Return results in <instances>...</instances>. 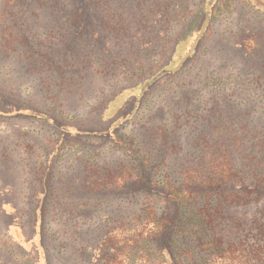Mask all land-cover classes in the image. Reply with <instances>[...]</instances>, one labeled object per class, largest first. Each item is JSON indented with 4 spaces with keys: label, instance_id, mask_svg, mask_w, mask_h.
<instances>
[{
    "label": "trees",
    "instance_id": "1",
    "mask_svg": "<svg viewBox=\"0 0 264 264\" xmlns=\"http://www.w3.org/2000/svg\"><path fill=\"white\" fill-rule=\"evenodd\" d=\"M164 1L0 0V37L7 36V44L13 45L27 20L52 21L61 28L45 30L47 36L76 34L80 43L67 45L79 48L84 69L100 63L108 49L110 56L134 54L133 44L124 50L116 33L165 37L158 68L118 88L109 100L113 110L122 101L110 120L113 129L92 137L109 140V154L119 161L80 165L90 179L65 183V242L55 244L60 232L51 226L57 217L50 211L61 202L44 200L30 251L15 241L7 223L0 228V264H53L56 248L71 264H264V92L228 114L227 102L216 100L220 92L196 67L225 0H203L197 8ZM249 2L264 12L263 0ZM178 16L180 22L167 21ZM244 39L241 33L239 48L250 43ZM160 84L169 99L155 106L150 95ZM135 116L136 125L121 133ZM77 190L82 196L72 198ZM11 217L0 202V220Z\"/></svg>",
    "mask_w": 264,
    "mask_h": 264
},
{
    "label": "rangeland",
    "instance_id": "2",
    "mask_svg": "<svg viewBox=\"0 0 264 264\" xmlns=\"http://www.w3.org/2000/svg\"><path fill=\"white\" fill-rule=\"evenodd\" d=\"M172 1L190 3L196 8L203 2ZM223 4V11L212 19L215 32L206 39V56L203 55L204 59L196 67L210 78L209 82L216 88L214 92H220L216 100L227 102L226 110L230 114L239 112L235 104L244 105L248 99L256 101L264 92V12L249 0H225ZM117 10L121 12L120 8ZM145 10L143 14L147 13ZM174 13L175 10L172 15ZM175 19L167 21L180 22L179 16ZM27 21L13 45L7 44V36L0 37V202L13 214V218L0 220V228L7 223L15 241L30 251L35 240V214H40L42 202L53 198L61 202L50 213L54 212L57 217L51 226H56L60 232L55 244L60 240L64 243L65 198L70 194L65 190V183L80 185L90 179L80 165L119 161L117 155L109 154V140L103 137L92 140V137L113 129L110 120L122 101H117L113 110L114 105L109 100L118 88L137 82L151 68L154 71L158 68L165 37L148 33L131 39L114 33L116 40L124 44V50H129V44H133L134 54L114 52L110 56L112 49H108L102 56L104 60L93 64L91 69H84L80 66L84 57L78 52L79 48L67 45L80 43L76 34L50 33L47 36L45 30L59 29L60 24L51 21L35 25V20ZM162 21L160 25L165 26L167 23ZM241 33L244 40H250L244 48H239L237 43ZM142 45L149 48L137 49ZM106 70L109 74L104 75ZM210 83L208 89H213ZM163 88L164 84L154 87L150 104L159 106L168 101ZM133 101L131 97L127 100L128 111ZM211 104L209 101L208 105ZM14 105L36 112L19 114L20 111L12 108ZM241 105L239 107H243ZM104 108L107 121L100 119ZM137 119L132 118L121 133L130 131ZM74 195L72 198L82 196L78 190ZM11 202L15 203V210ZM57 251L58 248L54 250L53 264H71V260H65V255L57 256Z\"/></svg>",
    "mask_w": 264,
    "mask_h": 264
}]
</instances>
